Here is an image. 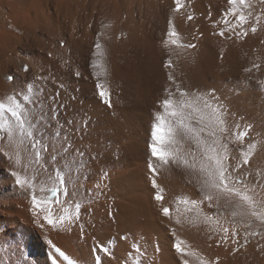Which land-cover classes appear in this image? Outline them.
Instances as JSON below:
<instances>
[{"label":"bare ground","instance_id":"1","mask_svg":"<svg viewBox=\"0 0 264 264\" xmlns=\"http://www.w3.org/2000/svg\"><path fill=\"white\" fill-rule=\"evenodd\" d=\"M181 2L184 7L177 12L174 0H0V103L16 98L25 122L22 133L9 113L0 118L7 125L0 127V264H52L46 239L67 257L55 254L56 264H264V223L250 215L248 203L225 195L218 206L213 201L209 207L205 197L219 193L203 186L204 173L182 162L165 165L150 150H141L136 140L127 149L134 155L127 169L110 180L93 179L80 219L75 218L76 176L64 145L72 142L75 124H88L93 112L103 115L104 120L98 119L105 126L107 117L123 107L142 114L148 106L168 130L172 118H163L158 103L170 99L172 110L179 111L182 101L206 96L211 89L226 98L235 114L230 153L233 145L239 147L235 134L247 133L243 150L249 164L236 173L247 188L238 187L258 201L264 199V3L248 0L251 8L244 6L252 16L244 25L249 34L241 38L235 33L243 29L229 30L237 23L235 16L224 22L230 8L241 6L228 0ZM169 21L178 33L175 45L167 36ZM252 27L258 30L252 33ZM221 30L224 36L218 34ZM191 44L196 47H185ZM231 77L234 83L223 84ZM97 84L110 102L124 93L135 101L152 92L157 104H74L91 86L99 94ZM25 95H30L27 101ZM108 121L117 123L112 117ZM162 135L157 152L165 159L177 158L187 144L183 133ZM242 159H234L233 165ZM13 172L27 183L17 185ZM58 174L64 176L69 195L60 194V205L53 198L54 218L70 219L53 227L44 219L43 204L33 209L32 196L43 200L51 195ZM157 194L162 201L155 200ZM193 199L202 203L193 207ZM164 207L170 218L163 216ZM248 232L260 235L246 236Z\"/></svg>","mask_w":264,"mask_h":264},{"label":"snow or ice","instance_id":"2","mask_svg":"<svg viewBox=\"0 0 264 264\" xmlns=\"http://www.w3.org/2000/svg\"><path fill=\"white\" fill-rule=\"evenodd\" d=\"M176 8L175 11L179 12L181 8L184 7V4L181 0H174ZM261 3H264V0H260ZM229 5H239L241 7H232L225 14V23L228 24L227 20L228 15H232L236 17V24L231 25L230 31H234L236 28L243 29L242 31L236 32L235 35L237 37H246L248 36V30L244 28V25L249 23V17L252 16L250 11L245 14L244 6L247 4L248 8H251V4L248 3V0H228ZM192 16H188V20H192ZM256 23H260V16L255 17ZM169 31L167 36L170 38L171 43L175 45L177 43L176 37L178 33L174 30V26L172 22L169 21ZM257 27H252L251 32L255 33L257 31ZM220 36L225 35V31L221 30L218 33ZM185 47L195 48V44L185 45ZM96 49L101 48V44L97 43L95 45ZM102 53H98L101 55ZM170 61L166 66H170ZM96 67H101L100 63H96ZM255 68H259V65H253ZM246 71H251V69H247ZM9 79H12V75L10 74ZM171 78V77H170ZM97 89H99V96L102 98L103 103L107 105L109 108L112 107V104L108 98H106L107 93L106 90L103 89L101 84H97ZM29 94L32 92L31 85H29ZM181 96H187L188 93L181 92ZM30 95H25L23 99L27 101ZM172 104L170 99L163 100V106L165 112L172 118V121L169 122L168 132L175 133L177 130L183 133L182 140H187L186 148L178 154L177 158H168L165 159L162 154L157 152L155 146L152 147L151 154L153 157L160 159L165 165H178L181 162L186 168L191 169L192 171L199 173H204L205 177L203 179V186L206 188H211L217 190L219 193L216 196L207 195L205 199L209 201V207H214L212 203L215 201V206L219 205V201L225 195H235L240 198L241 201L248 203L250 208V215L261 223H264V199L256 200L253 196L246 194L245 191H242L239 185H244L245 181L236 173L239 172L240 168L249 164V156L243 150L244 138L247 135L246 132H239L236 135V140L239 142V147L233 145V151L229 152V145L233 144L230 139L233 133L231 132L230 120L234 118V115L231 111L229 104L227 103L226 98L220 97L215 89H211L207 92L206 96H194L193 99H189L187 101H182L180 104L179 111H169V107ZM21 104L16 100V98L9 96L8 103H0V118L4 116V113H9L17 122V126L20 128L21 132L24 133V120L21 118L20 114ZM162 119V118H161ZM189 122L186 123L185 121ZM6 124H0V127H6ZM159 127V126H157ZM27 136L31 137L32 133L28 131L26 133ZM152 137L156 138V131L152 132ZM169 144L174 143L173 141H168ZM175 143H178L176 141ZM39 144H32V148L35 149ZM252 145H249L251 148ZM235 153H239L237 156ZM40 153L37 152V160L39 159ZM243 157L242 163L238 165H233L234 159H240ZM192 161L191 163L189 161ZM199 161H205L206 163L200 164L199 168H197V164ZM149 169L156 172V169L149 165ZM13 176L16 177L15 183L17 185H25L27 183L26 180L22 179L17 173L13 172ZM58 186L49 189L51 195L45 197L41 200L38 196H32V204L33 209L37 208V205L43 204V211L45 213L44 219L47 223L53 227H57L60 224H63L66 219H70L66 215H60L54 218V208L52 207L53 198L55 197L54 203L56 205H60L62 203L60 199V194L64 196H68L69 193L65 188V180L64 176L58 174L57 175ZM235 185V186H234ZM153 188L157 187L156 181L153 179L152 181ZM31 187V185H29ZM249 191H255L254 189H249ZM155 200L162 201L163 197L157 194ZM191 205L195 207L202 201H198L193 199L190 201ZM68 209L64 208V212L67 213ZM83 211L86 214L89 213L88 208H84ZM186 212L191 211L190 208L185 209ZM81 208L80 205H76V214L75 218L80 219ZM163 216L166 218H170L169 213L170 210L168 207H164L162 209ZM34 215L37 214L36 211L33 212ZM233 216L237 215V213L233 212ZM37 223L39 221L37 220ZM251 225H248L250 227ZM70 230V229H68ZM83 231V229H82ZM224 232L227 233L228 229H224ZM233 236H238V233L233 232ZM260 233L258 232H248L246 236H258ZM83 239V236L81 237ZM232 243H237V240H232ZM46 243L53 250V256L51 257L52 264H56V256L58 254L60 257H63L67 260L64 252L61 251L59 247H57L51 240L46 239ZM243 246V245H241ZM178 251H182L180 249V245H174ZM264 248V245L261 246ZM183 264H188L187 260L183 261Z\"/></svg>","mask_w":264,"mask_h":264},{"label":"rangeland","instance_id":"3","mask_svg":"<svg viewBox=\"0 0 264 264\" xmlns=\"http://www.w3.org/2000/svg\"><path fill=\"white\" fill-rule=\"evenodd\" d=\"M231 83H234L233 77L226 78V81L223 82V84L229 85ZM86 94H80L74 104H88L89 107H92L93 104H104L93 86L87 89ZM153 97H155L154 93L151 92L146 93L143 97L144 99L133 101V97L130 99L124 93L118 101L111 102V104H157ZM34 103L39 104L37 101H34ZM158 104H161L159 113L163 115V118L168 119L165 117L169 115L164 110L163 102ZM145 109L146 113L138 114L132 107H123L118 113H111L112 115L107 117L105 126L98 119L99 117L100 120H104L102 118L103 115L93 112L88 124H75L72 130V142L64 145L71 152V159L73 160V169L76 176L74 196L76 205L79 204L81 206L85 203L86 195H88L87 189L93 179L104 177L103 179L110 180L127 169L128 164L134 160V155L131 154L130 150H127L129 144L136 140L141 150L147 149L151 153L152 147L155 146L157 139H160V135L168 131L167 127L159 124L158 119H156V112L152 108L151 110L148 106H145ZM161 110L165 113L161 112ZM169 110L173 111L171 105ZM110 117L114 120L117 119V123L113 124L108 121ZM153 131H156L155 139L152 137ZM117 136L119 139L116 138Z\"/></svg>","mask_w":264,"mask_h":264}]
</instances>
